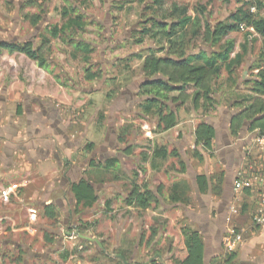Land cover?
<instances>
[{"label": "rangeland", "instance_id": "374dc122", "mask_svg": "<svg viewBox=\"0 0 264 264\" xmlns=\"http://www.w3.org/2000/svg\"><path fill=\"white\" fill-rule=\"evenodd\" d=\"M175 5L187 8L193 20L180 32L188 54L212 55L226 51L232 43L231 60L241 56L242 62L222 65L220 77L213 82V107L194 110L168 104L178 109V127L166 132L160 127L159 106L145 110V101L155 95L142 94V87L148 81L143 58L151 50L157 57L167 56L168 44L144 36L143 31L152 28L155 34L153 20L164 16L170 23L178 21ZM237 11H249L264 20V0H166L161 10L140 0H0V43L32 42L38 47L44 37L49 39L43 53L45 69L24 54L3 51L0 55V264H172V256L184 242L181 229L200 232L197 226L207 217L202 204L197 208L201 196L198 185H193L199 173L209 176L213 165L209 156L215 154L214 149L210 152L196 145V128L205 123L222 130L224 119L229 121L254 99L264 100L252 90L259 70L264 69L261 36L245 28L215 44L192 41L196 27L206 31L207 25L231 23ZM38 16L39 23L34 25L33 18ZM79 16L84 30L51 37L55 27L60 29L69 18ZM248 33L252 37L247 39ZM80 42L93 52H78L75 44ZM87 71L98 75L97 79L87 80ZM245 124L238 136L227 138L237 148L255 142L264 159V132L251 130L252 122ZM218 133L216 143L223 145V134ZM149 145L152 172L146 178L144 155ZM161 149L167 152L166 158L155 156ZM54 154L60 156V171L29 183L35 172L29 175L22 169L25 162L50 164ZM62 157L75 163V174H69L71 169ZM248 173L241 169L235 180L264 183L263 171ZM225 175L218 170L208 177L215 180L212 192L220 189L216 194H222ZM82 178L98 196L92 208L77 206L71 193V184ZM134 186L161 188L158 194L153 192L155 201L148 211L126 204ZM260 193L263 197L264 192ZM174 195L179 200L172 201ZM48 200L57 208V222L47 219L40 208L36 224L30 226L35 220L29 217L34 203L40 207ZM159 206L161 213L156 214ZM79 228L101 246L80 238ZM45 233L53 237L52 243L45 241ZM202 237L210 253L211 239L207 233ZM227 237L220 236L221 261L208 255L211 264L225 261ZM64 255L69 258L63 260Z\"/></svg>", "mask_w": 264, "mask_h": 264}, {"label": "trees", "instance_id": "16d2710c", "mask_svg": "<svg viewBox=\"0 0 264 264\" xmlns=\"http://www.w3.org/2000/svg\"><path fill=\"white\" fill-rule=\"evenodd\" d=\"M179 1V0H175ZM140 2H148L157 10H161L166 0H140ZM263 5L259 2L258 7ZM175 14L180 17L176 22H168L167 18L161 17L159 20H153V27L156 33L153 34L152 28L144 29L143 35L151 37L153 40H165L168 44L167 56L157 57V52L149 51V55L142 57L144 60L143 71L148 81L143 85L142 94L154 98H148L144 106L147 112L153 107L158 108V119L160 127L164 131L174 128L178 124V109L175 111L168 104H176L180 108L192 106L194 110H200L215 105L213 96V82L220 77L223 64H238L242 62V57L238 56L236 61L231 60L233 44L230 43L224 52L213 53L208 55L205 52L189 53L186 50V44L180 39V32L185 30L193 21L188 15V9H179L177 5L174 7ZM64 18L68 17V13L64 14ZM40 16L33 18L34 25L39 23ZM65 25L60 29L55 27L49 34L52 38H60L62 34L68 31L84 30L81 17H71ZM241 26L255 32L262 38L261 57L264 58V20H258L252 13L237 11L232 16L231 23H219L215 27L207 25V30L202 31L196 27L192 34V41H202L211 44L220 42L233 32L241 30ZM247 39L252 37V33H248ZM143 40H139L138 44H142ZM49 43V39L43 38L41 45L35 47L32 42L24 44L17 43H0V55L3 51L10 54H24L29 59L35 61L40 68H46V58L44 57V46ZM75 48L78 52L91 54L93 51L86 43H76ZM248 50L245 49V52ZM162 51H159V53ZM174 56L175 58H172ZM141 58V57H139ZM141 58V59H142ZM89 61V60H88ZM87 80H96L98 75L87 71ZM259 96H264V69L259 70L257 78L252 88ZM176 93L177 95H172ZM172 95V96H171ZM20 110V107H19ZM246 122H252L251 130H259L264 132V100L254 99L247 109L235 114L232 118L230 132L232 136H238ZM195 142L197 146L203 147L207 151H211L216 138V130L213 126L202 123L198 125L195 132ZM149 147L147 150H149ZM158 157L166 158L165 149L155 151ZM146 155V154H145ZM144 155V156H145ZM146 158V156H145ZM116 162H111L109 168ZM222 173L220 177H223ZM219 177V178H220ZM196 182L200 193H205L209 188V178L205 175H198ZM176 186L174 191L176 192ZM248 190V189H247ZM72 194L75 198L76 205L84 208H92L98 202V196L93 186L83 179L79 183L73 184L71 187ZM161 188L158 189V193ZM155 194L145 187L134 186L130 195L125 200L126 204L131 207L148 210L153 201ZM179 200L178 196H173L172 201ZM157 202V201H156ZM44 216L50 221L57 222V208L54 204L44 206L42 208ZM184 242L181 241L178 252L172 256V264H205V243L199 231H190L186 228L181 229ZM79 235L84 236V231L79 228ZM47 243L53 242V237L47 233L44 234ZM85 240V239H83ZM122 260L126 259L124 253L119 254ZM68 255L63 256V260H67ZM235 252L228 253L223 264H236Z\"/></svg>", "mask_w": 264, "mask_h": 264}, {"label": "crops", "instance_id": "0c3cea01", "mask_svg": "<svg viewBox=\"0 0 264 264\" xmlns=\"http://www.w3.org/2000/svg\"><path fill=\"white\" fill-rule=\"evenodd\" d=\"M225 110L227 111V109ZM222 114L223 113L219 114L220 119L222 118ZM231 122H232L231 117L229 121H226L224 119L221 125L222 130H219L223 134L221 135V137H223L222 138L224 142L223 145L222 144L217 145L216 143V141H219V133H218L219 131L217 130V127L214 125V128L216 130V138L213 146L215 155L211 156L210 154L209 156L210 161L213 162V165L210 162L211 168L209 169L210 172H208L209 173L208 177H211L213 174H216L218 170L219 172H225L226 174L225 175L226 179L224 182L222 194L220 195L216 194L217 192H219L220 189L216 190V193L210 190L212 183L215 181L212 180L211 178H209L210 187L207 189V191L205 193H200V192L198 193V195L201 196L202 199L201 198L198 199L199 203L197 205V208L199 210L200 204H202L203 211L206 213L207 217L202 225L197 226V229L198 230L200 229V233L202 235L204 233H207L210 239L212 240L211 241L207 237L208 240H210V246H211L210 248L211 252L209 253L207 247V239L204 237L205 264H211V258L208 257L209 254H211L210 256L219 258L216 260L221 261V258L223 257L222 256L223 253L222 250H219V248L222 247L223 249V240L220 239V236L227 235L229 229L232 227L235 228L243 236V242L237 247L235 251L236 254L235 263L264 264V225L263 226L256 225L254 224L253 221V215H255L257 207L262 199L260 192L261 191L264 192V183L262 182L259 183V181L257 182L255 181L251 189L245 191L234 190V182L237 177V173L240 172L241 169L245 170V173L254 170H257V173H260L262 171L264 172V159L261 158V155L259 153V148L257 149L255 147L254 145L256 144L255 142L253 144L250 142H246L245 146H243L242 148L239 147L237 148V146L230 143L227 136L231 135L230 132ZM176 127L178 126H175L174 128L166 132L172 131ZM244 127H246V124H244L242 129H244ZM255 132H259V130H255ZM257 140L255 141L257 142ZM192 148H195V142ZM71 149L72 148H68V150ZM233 149H236V154L234 156H233L234 154L233 152L235 150ZM19 152H22V150ZM53 153H55V151H53ZM152 153H153V149L147 150V154L145 155L146 156L145 162L148 163L147 167L145 166L146 178H149L147 177V175L148 173L151 174L152 172L151 165L149 164V160L151 158L150 154ZM155 156L158 157L156 154ZM246 156H250V158L253 159H249V158L246 159L245 158ZM59 157H60L59 155L54 154L53 156L54 161L53 163L51 161L50 164L46 162V160H44L43 162H38L37 164H34L30 160L26 161L25 168L22 169L28 172L29 175H32V170L33 172H35L33 176L34 179L32 181H29V183H34L36 179L37 180L42 178L44 179L48 175L51 176L56 175V173L60 171L59 168L60 166H58V162H57L59 160ZM62 160L64 161V164L71 169V171H69V174L72 171L73 174H75V170H74L76 168L75 163L69 162L67 157H62ZM17 171H19V168L17 169ZM199 175L202 174L199 173ZM204 175L207 176V173H205ZM81 180H83V178L78 181H75L73 184L79 183ZM48 182H50V178L48 179ZM24 184L25 185L23 187L26 188L28 182H25ZM73 184H71V187ZM196 185H197L196 181H194L193 186L196 187ZM156 191L158 192V190H154V191L152 190V192L158 194ZM49 201L50 200L45 201V203L40 207L34 203V206L36 207L34 209V214L32 216L29 214V217L30 218L35 217V220L30 223L31 224L30 226L36 224L35 222L37 220V216L40 208L42 209L44 206H49L53 204L50 203L51 201L50 202ZM129 208L132 207L129 206ZM232 208L236 209L237 213H232ZM155 212L156 214L161 213V207L159 206V208H157Z\"/></svg>", "mask_w": 264, "mask_h": 264}, {"label": "built area", "instance_id": "2783aa9c", "mask_svg": "<svg viewBox=\"0 0 264 264\" xmlns=\"http://www.w3.org/2000/svg\"><path fill=\"white\" fill-rule=\"evenodd\" d=\"M251 2L252 0H246ZM252 11H256V7H252ZM241 29H245L244 26H241ZM252 184L240 180H235L234 189L235 191H242L251 188ZM30 213L34 214V210H30ZM232 213H237L236 209H232ZM230 220V219H229ZM254 224L263 226L264 225V197H262L258 209L254 215ZM243 242V236L235 228H230L228 237L225 239L224 244L228 252H235L237 247Z\"/></svg>", "mask_w": 264, "mask_h": 264}, {"label": "water", "instance_id": "95a60500", "mask_svg": "<svg viewBox=\"0 0 264 264\" xmlns=\"http://www.w3.org/2000/svg\"><path fill=\"white\" fill-rule=\"evenodd\" d=\"M80 238H83V239H85V240H87V241H90V242H97V243L101 246V244H100L98 241H95V240L92 239V238L85 237V236H82V235H80Z\"/></svg>", "mask_w": 264, "mask_h": 264}]
</instances>
